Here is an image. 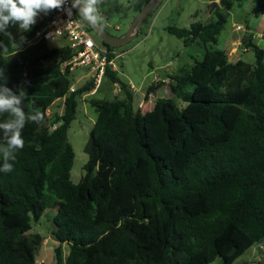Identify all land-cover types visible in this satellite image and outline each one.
<instances>
[{"label": "trees", "instance_id": "16d2710c", "mask_svg": "<svg viewBox=\"0 0 264 264\" xmlns=\"http://www.w3.org/2000/svg\"><path fill=\"white\" fill-rule=\"evenodd\" d=\"M241 2H212L211 21L166 29L206 53L170 76L171 97L158 99L148 115L135 109L131 85L107 68L105 78L124 96L93 102L97 118L78 184L68 130L93 80L71 92L73 72L63 65L75 52L35 40L54 11L30 32L10 25L8 35L0 33L8 47L7 55L0 50V85L24 93L26 114H45L42 125L27 122L22 130L13 171H0V264H36L44 239L29 233L47 210H56L55 264H234L264 244V42L243 38L254 63L231 62L228 51L213 48ZM252 14L263 16L264 2ZM164 85L148 87L146 99ZM59 100L63 113L49 117ZM9 119L0 114V123Z\"/></svg>", "mask_w": 264, "mask_h": 264}, {"label": "rangeland", "instance_id": "374dc122", "mask_svg": "<svg viewBox=\"0 0 264 264\" xmlns=\"http://www.w3.org/2000/svg\"><path fill=\"white\" fill-rule=\"evenodd\" d=\"M149 1L104 0L103 3L98 5L99 12L104 19L103 27L114 36L124 35ZM211 1L214 0H163L153 14L146 19L137 37L121 48L116 49V52L120 55L115 61L117 72L123 82L132 85L134 88L135 109L140 108L147 115L150 114V107L147 106L145 99L148 85L153 80H157L158 77L165 78L167 71H170V69H178L186 65L184 61H187L188 64L193 63L189 60V54L193 50L185 47L180 39L169 34L166 29L172 26L188 29L195 21H209L211 17L208 6ZM258 2L263 3L264 0H242L240 6L235 5L225 29L218 38V43L213 46L215 49L228 50L230 61L238 60L244 50L241 37L243 32L237 30V24L249 25L253 30L258 29L260 31L263 22L262 16L257 17L252 14L253 6ZM43 15L41 13L37 20ZM92 37L97 44H101L99 37L95 34H92ZM261 38L255 39L256 43L261 40V44H263L264 41ZM66 44V40L60 39L50 46L62 47ZM21 47L19 46L17 49ZM245 58L252 60L254 58L253 52L250 51ZM91 79L90 73L84 69L73 71L72 80L76 89L85 86ZM157 83L159 84L160 82ZM160 88L157 90L158 98L171 97L169 86ZM123 96L121 92L117 91V87L111 81L104 78L96 94L84 95L79 99L76 119L68 130V142L75 153L71 169V180L74 184H78L85 176V165L89 159L85 147L97 118V112L91 102L113 99L115 97L122 98ZM179 106L183 108L184 104L179 103ZM63 109L64 100L57 101L50 108L49 117L54 114L61 115ZM151 110H157L156 102L151 106ZM55 214L56 210H47L38 222L33 221V229L29 234H40L44 239L43 244L37 251V263L41 260L45 264H54L55 262V249L58 247L53 236V231L56 228L53 223ZM69 251L68 245L62 248L64 259ZM263 258L264 244H255L241 255L234 264H259L263 261ZM212 264H222V261L217 259Z\"/></svg>", "mask_w": 264, "mask_h": 264}, {"label": "clouds", "instance_id": "9594fccd", "mask_svg": "<svg viewBox=\"0 0 264 264\" xmlns=\"http://www.w3.org/2000/svg\"><path fill=\"white\" fill-rule=\"evenodd\" d=\"M67 2L68 0H0V33L8 35L7 29L10 25H18L23 32H30L41 13L47 15L55 10L63 11ZM103 2L104 0H72L68 14H72V9H77L78 15L84 21L102 29L104 19L98 5ZM24 39L22 36L21 40ZM0 50L2 54L7 55L6 45L0 44ZM6 84L0 85V114L8 113L11 119L0 123L4 141L3 146H0V153L3 155V167L0 171L10 173L13 171V163L10 161H15V153L25 146L22 130L26 123L35 122L42 125L45 114L38 110L26 114L22 107L24 93L21 91L17 95Z\"/></svg>", "mask_w": 264, "mask_h": 264}, {"label": "built area", "instance_id": "2783aa9c", "mask_svg": "<svg viewBox=\"0 0 264 264\" xmlns=\"http://www.w3.org/2000/svg\"><path fill=\"white\" fill-rule=\"evenodd\" d=\"M71 1L65 4V10H55L54 16L37 33L35 40H44L49 45H53L56 40H66L67 46L75 52L72 59L63 65V69L69 68L70 71L84 69L90 73L94 82L93 89L87 95H94L100 88L108 67L112 71H117L115 61L120 55L115 51H108L106 48L97 44L92 37L89 27L77 15L76 10L72 9V14H68ZM238 31H243V26L236 27ZM113 55V58L109 57ZM120 92L119 85H116ZM133 89V88H132ZM74 86L71 92H74Z\"/></svg>", "mask_w": 264, "mask_h": 264}, {"label": "crops", "instance_id": "0c3cea01", "mask_svg": "<svg viewBox=\"0 0 264 264\" xmlns=\"http://www.w3.org/2000/svg\"><path fill=\"white\" fill-rule=\"evenodd\" d=\"M220 0H214V1H211L210 3H212V2H219ZM209 3V4H210ZM255 5V4H254ZM196 15V14H195ZM210 17H211V15H210ZM262 19H263V22H262V26H261V28H260V31H258V29H256V30H253L249 25H246V26H244V25H241V24H237V26H243V28H244V30L243 31H241V32H243V34L241 35V37H242V39L244 38V37H246V36H248V35H251L252 34V38H253V40H254V42H255V39H257V38H260V37H262L261 39L262 40H264V15L262 16ZM209 21H211V19L209 20ZM209 21H207V22H209ZM201 22H203V23H206V22H204V21H201ZM259 45H261V40H259L258 42H257ZM208 48L210 47V46H207ZM190 50H193V52L192 53H190L189 54V60L191 61V62H193L192 64H188V62L187 61H184L185 63H186V65H184V66H191V65H193L196 61H201L202 59H203V57H204V55H205V53H206V47H203V46H199V45H193V46H191V47H188ZM225 51H228V50H225ZM250 51H252L251 49H244L243 50V53L241 54V56L238 58V60H243V61H246V62H248V63H254L255 62V56H254V58L252 59V60H248V59H246L245 57H246V55H248V53H250ZM253 52V51H252ZM254 54V53H253ZM201 58V59H200ZM238 60H235V61H231V62H236V61H238ZM181 67H183V66H181ZM179 69V68H178ZM178 69H170V71H167L168 73H166V79L164 78V77H158V79L157 80H153L149 85H148V87H150L152 84H158L157 82H160V83H164L165 85H164V87H162V88H167V86H169V84H170V82H171V78H170V76H173V75H175V73L178 71ZM170 79V80H169ZM131 87H132V85H131ZM133 88V87H132ZM161 89V88H160ZM133 90H134V88H133ZM158 90V89H157ZM157 90L155 91V93H152V94H150L149 95V97H148V99H146L145 97V99H146V101H147V106L148 107H150V109H149V111H151V112H153L152 110H151V106L152 105H154V103L158 100V99H160V97L158 98L157 97ZM147 93V92H146ZM145 93V94H146ZM155 100V101H154ZM92 103V105H93V102H91ZM143 113H145L146 114V112L145 111H142ZM56 242H57V245L59 246V242L56 240ZM65 245H67V244H64L63 246H62V248L65 246ZM67 256H68V253H67V255H66V258H67ZM66 258L64 259V260H66ZM37 261H38V259L36 258V264H45V262L43 261V260H41L40 262H38L37 263ZM54 264H55V262H54Z\"/></svg>", "mask_w": 264, "mask_h": 264}, {"label": "water", "instance_id": "95a60500", "mask_svg": "<svg viewBox=\"0 0 264 264\" xmlns=\"http://www.w3.org/2000/svg\"><path fill=\"white\" fill-rule=\"evenodd\" d=\"M72 2V0H70ZM163 0H150L144 10L140 15L132 22V24L127 29L126 33L122 36H114L110 34L104 27L102 29L94 27L84 21L79 15L78 10H76L77 15L83 20L93 31V33L99 37L101 42L111 48L118 49L126 45L129 41L137 37L138 32L143 27L146 19L153 14V12L158 8Z\"/></svg>", "mask_w": 264, "mask_h": 264}]
</instances>
